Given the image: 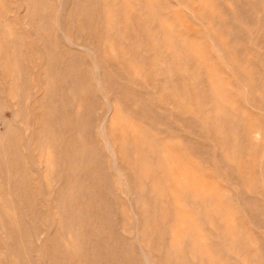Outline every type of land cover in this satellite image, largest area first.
Instances as JSON below:
<instances>
[{"label": "rangeland", "instance_id": "obj_1", "mask_svg": "<svg viewBox=\"0 0 264 264\" xmlns=\"http://www.w3.org/2000/svg\"><path fill=\"white\" fill-rule=\"evenodd\" d=\"M201 2L202 0H0V47L11 44L12 40H17L16 61L12 63L10 74L0 68V117L2 119L0 136L9 133L8 125L3 124L7 121L20 139L18 148L14 150L15 155L14 153L13 155L15 164L21 167L19 176H23L25 181L27 204L36 212L35 215L28 217L29 220H36L37 225L41 226L45 221L48 228L52 226L56 213L47 195L49 191L43 179L42 168L36 154L37 148L34 145L29 154V161L24 159L25 127L20 119H16V109L11 105L9 90L13 77H19V82L24 84L21 93L25 101L21 104L23 109L24 107L28 109L34 106L40 107V103L36 101L41 97V85L39 87L38 85L43 80L39 68L40 59L44 57L43 40L50 51L48 57L52 61L48 74H53L61 82V87L57 91L52 87L47 88L45 102H48L50 98L56 99L57 104L62 105V109L66 111L65 117L60 119L59 116L52 121L60 125L63 137L72 136L75 140L84 138L86 147L81 146L82 148L75 149L71 159L76 161L86 155L88 160L96 163L94 170L98 166H106L103 174L108 181L111 180L106 200L108 199L109 204L117 205L118 209L119 205L124 209L117 210L118 212L114 215H110L115 229L109 232L112 237H109L107 233V236H103L99 242L95 241L98 250H102L101 247L105 245L110 248L115 247V241L119 240L118 235L120 234L116 230L120 228V220L125 217L127 211H129L127 221L130 216H136V213H139L137 210L136 213L131 211V207L136 208L135 198L122 191L125 188V183H123L125 180L118 173V168L121 167L119 166L121 164L119 151H112L110 143L107 145L108 142L104 135H101L108 129L116 91L120 95H125L124 105L132 110L135 101L151 109L154 106L158 114L156 122H153L151 116L141 121L148 134L161 139L165 137L164 130H167L181 138L176 142V148L172 150V155L175 156L174 161L186 162L187 168L191 165L194 169L199 168L200 172H203L196 178L190 176L189 186L204 187L207 178L213 177L211 174L214 172L213 178L217 184L215 189L218 192L228 194L236 191L239 195L243 189V199L238 200L240 204H238V214L234 215L226 209L221 215H213L214 220L221 219L220 217L223 216L229 219L227 221L231 222V227L235 232H241L242 227H245L253 235H263L260 217L258 218L260 224L257 221L253 222L254 219L249 218L245 206L251 202H257L264 208V0H204L203 3ZM205 4L206 8L203 9L202 6ZM160 20L164 21L167 26H173L190 42L194 41L201 46L207 54V60L200 58L198 63L185 60L180 66L170 69L168 55L159 49L165 44L160 36L161 32L158 35L155 34ZM152 27H155L154 31ZM149 30L152 36H147ZM152 42H155V47ZM150 48L158 49L156 60L155 51L148 54L147 50ZM2 57L0 55V58ZM70 58L71 61L73 60L70 63L72 68H66L69 64L60 60ZM98 58H101L103 62H99ZM152 63H155L154 68ZM103 64L105 68L107 66L105 74ZM211 66L218 73L214 74V77L221 92L225 95V99H220L221 108L228 116L226 121L229 120V124L226 122L227 129L224 128L221 134H216L210 127L205 128V122L201 124L204 127V131L201 132L200 127H196L189 121L190 116L201 119L211 114L209 105L205 101L209 96V89L205 83L207 81L205 70L206 67ZM17 70H20L22 74H17ZM72 84L76 89L75 95L70 92ZM112 84L115 88L110 87ZM11 86L13 87L12 82ZM82 86H86L84 91L81 90ZM37 96L38 99H36ZM124 110L126 109L123 108L125 113ZM87 113L89 116H86ZM134 113L137 115V110ZM70 117L80 125L83 123L84 128L76 131L77 133L73 131L68 125ZM221 119H224V116ZM124 123L125 118L122 116L120 124ZM137 124L135 121L126 122L123 131L126 135H130L131 126ZM152 124L157 132L153 131ZM229 127L232 133L228 132ZM230 141H236V148L232 153L234 160L239 159L238 166L242 173L238 185L228 181L226 171L215 167L218 159H215L214 155L226 151L227 147L223 148L222 144L228 146ZM240 144H245L246 157L240 156L242 149ZM92 152L93 156L90 155ZM198 156L201 159H198ZM165 167L163 170L171 169L169 164L168 168ZM218 167L221 165L219 164ZM246 168L249 169V181H245L243 175V169ZM81 169L84 171L83 168ZM0 176L3 177V175ZM89 185L92 184L89 183ZM74 198L71 210L77 209L79 205L80 209L81 207L83 210L86 209L87 200L94 203L92 196L83 195ZM165 201L171 202V195L165 198ZM219 202L218 197V201L212 204L208 195H205L201 199L203 204L199 207L187 205L183 209L189 213L197 212L206 221L204 229L208 232L207 230L211 227L204 208L213 210ZM108 207L106 206L107 209ZM91 209L90 212L92 211L95 216L99 215L94 218L95 220L107 218L106 211L99 214L94 207ZM232 209L235 210L234 207ZM120 211L124 212L122 217ZM0 216H2L1 213ZM152 218L151 216L146 217L148 222L153 223ZM155 225V223L152 224L153 227ZM93 226L94 224L88 230L96 229V235L102 233L98 224L94 226V230L91 229ZM131 226L133 224L129 227L134 232L132 235L128 233L126 235L133 237V234L136 236L137 233ZM157 226L162 233L159 247L163 250L170 240L167 237L169 229L166 222L159 221ZM0 236L2 237L0 241L4 240L3 244L0 243V264H5L1 261V254L4 253H17L16 264H28L29 252H22L19 244L13 242L14 239L8 240L2 234ZM136 241V238L132 239L134 247L142 246L140 240ZM146 241L151 242V236ZM30 242L32 247H40L35 236L30 237ZM51 242V240L47 241L46 246L51 248ZM221 242L223 244L225 240ZM56 245H59L57 247L62 253L59 260L54 258L50 264H95L91 256L80 260L66 247H62V243ZM222 250L223 255L234 256L225 245L222 246ZM52 254L53 250H51ZM145 255L148 258L152 257L149 252ZM157 256L161 258L162 253H157ZM172 258L174 262L176 260L174 253ZM258 259L257 261L239 262L240 264H262L264 259L262 257ZM144 260L146 259L143 258ZM47 261L48 258H46ZM41 263L44 262L41 261ZM187 263L198 264L193 261H187Z\"/></svg>", "mask_w": 264, "mask_h": 264}, {"label": "bare ground", "instance_id": "obj_2", "mask_svg": "<svg viewBox=\"0 0 264 264\" xmlns=\"http://www.w3.org/2000/svg\"><path fill=\"white\" fill-rule=\"evenodd\" d=\"M203 1L204 0H202L201 3H203ZM202 8H206V4L202 6ZM157 26V32L155 34L158 35V33L161 32L160 36L165 43L163 47H159V49H162L164 53L168 55V65L170 69L175 66H180L185 60L196 61L197 63L200 61V58H203L205 61L207 60V54L202 47L194 41L190 42L186 36L181 35L173 26H167L162 20H160ZM152 28L154 31L155 27ZM174 32H176V34ZM174 35H176L175 38ZM147 36H152L150 30L147 32ZM16 45L17 40L15 39L14 41L12 40L11 44L0 47V55L3 56L0 58V68L8 72V74H10L12 63L16 61ZM152 45L155 47V42H152ZM157 50L158 49L154 50V48H150L147 52L148 54H152L155 51L156 60ZM162 50L160 51L162 52ZM96 51L98 50L96 49ZM49 52L46 43L42 40V53L44 57L42 56L43 59H40L39 68L43 80L41 84L38 85V87L41 85V97L38 99L37 96L36 98L38 99L36 103H40V107L34 106L31 109L24 107L23 109L21 104L25 101L21 93L24 89V84L21 81L19 82V77L17 76L13 77L11 81L13 87L10 82L9 93L12 100L11 105L16 109V119H20L25 127L24 159L29 161L32 145L37 148L36 154L38 163L42 168L43 179L46 181L47 190L49 191L47 195L56 213V218L53 220L52 226L47 228V223L45 221L43 226H41L40 224L37 225L36 220L32 221L28 219L29 216L35 215L36 212L30 209L27 204L28 196L26 195L27 189L25 181L23 176H19L21 167L15 164L14 150L18 148L20 139L15 134L16 132L12 130V127L10 128L11 124L9 125L7 121L3 122V124L8 125L9 133L6 135L4 133L0 136V175H3V177L0 176V179H3L0 180V213L2 214V216H0V234L5 236L8 240L14 239L13 242L19 244L22 252H29V255H27L28 264H42L41 261L44 262L43 264H50L54 258L59 260L62 252L58 249L59 245H56L57 243H62V247H66L80 260L91 256L95 264H188L187 261H193L198 264H240L239 261H257L260 257L264 259V233L263 235H253L252 232L245 227H242L241 232H235L231 227V222L227 221L229 220L228 218L222 216L220 217L221 219H213V215H221L226 209H229L234 215L238 214V200L239 198L243 199V189L241 188L242 191H240L239 195L236 191L229 192L228 194L227 192L223 194L218 192L215 189L217 188V184L213 178L214 172L211 174L213 177L210 176L207 178L204 187L189 186V177L194 176L196 178L203 172H200L199 168L194 169L191 165L187 168L186 162L183 163L180 160L174 161L175 156L172 155V150L176 148V142L181 140V138L174 136L167 130H164L165 137L161 139L148 134V132L144 130L145 125L141 121L151 116L153 122H156L158 114L154 106L151 109V107L142 106L139 102L135 101L133 102L134 105L132 110V108H128L127 105H124L123 100H126L125 95H120L117 91L115 92L116 98L111 112L109 108L110 116L108 129L101 135H104L108 142L107 145L110 143L109 146L113 148L112 151H119L121 159V164L119 166L121 167L118 168V173L121 177L123 176L125 180V182H123L125 183V188L122 187V191H125V193L135 198L136 208L133 209V207H131V211L136 213L137 210L139 213H136V216H130L127 221L129 214V211H127L128 213L125 217L120 220V228L116 230L118 233L120 232V234L118 235L119 240L115 241V247L110 248L105 245L101 247L102 250H98L99 248L96 247L95 241L99 242L103 236H107V233L115 229V226L112 224L113 220H110V215H114L115 212H118L117 210L124 209L121 205H119L120 208L118 209L117 205L109 204L107 202L108 199L106 200L109 189L108 185L111 181H108V178L103 174L104 170H106V166H98L97 169L94 170L93 168L96 167V163L91 162L90 159L88 160L86 155L81 156V158L76 161L71 159L72 154L75 153V149H80L82 148L81 146L86 147L84 138L81 137V139L77 138L75 140L72 136L63 137V131L60 125L52 121L59 116L61 117L60 119L65 117L66 111L62 109V105L57 104L56 99L50 98L48 102H45L48 92L47 88L52 87L57 91L61 87L60 80L53 74H48V70L51 69L52 63L48 57ZM98 59L99 62H103L101 58ZM60 61L69 64L66 65V68H72V64L70 63L73 60L71 61V58L61 59ZM177 62L179 63L178 65ZM152 64L154 68L155 63ZM104 66L105 64H103V73L105 74L107 66L106 68ZM17 74L22 73L20 70H17ZM205 74L207 75V81H205V83L209 89V96L205 101L209 105L208 108L211 114L208 117L205 115L204 118H201L202 120L190 116L189 121L196 127H200L199 129L201 132L204 131L202 122H205V128L210 127L216 134H221L223 129L225 128L226 130L229 124V120L226 121L228 116L223 113L220 103V99L224 98L225 95L221 92L222 90H220L216 83L214 74H218L217 71L212 66L206 67ZM110 87L115 88L113 84ZM85 88L86 86H82L81 90L84 91ZM193 91L195 90L193 89ZM70 92L73 95L76 93L73 84L71 85ZM42 94L44 96L43 98ZM51 104L54 106H50ZM123 108L126 109L124 110L125 113L123 112ZM135 110H137V115L134 113ZM86 116H89V113H87ZM122 116L125 118V125L126 122L135 121L138 123L137 125L131 126L130 135H126L123 131L125 127L124 124H120ZM222 116H224V119H221ZM0 121H2L1 117ZM74 121V118L70 117L68 122L69 127H71L73 131L76 132L84 128L83 123L80 125ZM98 122H100V120ZM226 122H228V124H226ZM151 127L154 132H157L153 124ZM178 130L180 131V129ZM228 132L232 133L230 127L228 128ZM8 134L10 135L9 137ZM91 141L94 142L92 138ZM235 142L236 141H230L228 146L222 144L223 148L227 147V150L214 155V158L218 159V164H215L216 169L221 168L226 171L228 173V181L238 185L242 173H240L241 169L238 166L239 159L236 161L233 158L232 151L236 148ZM240 147L242 148L240 156L243 155V157H246V150L244 149L245 144H240ZM90 155L93 156L94 153L92 152ZM198 159H201V157ZM168 164L171 166V169L163 170L165 166V168H168ZM219 164L221 167H218ZM81 168H83L84 171H82ZM243 170L245 181H249V169L246 168ZM217 179V181H219V178ZM89 183L93 186L89 185ZM207 184L209 185L208 187L205 186ZM83 195L85 197L92 196L94 198V203H92L91 200H87L86 209L83 210L82 207L80 209L79 205L77 209L71 210V204L75 199L74 197ZM169 195H171L172 201L166 202L165 198H168ZM205 195H208V199H210V203L212 204L218 201V197L220 199L219 205L213 210L204 208L207 218H210H208V221L211 228L207 230L208 232L204 229L206 221L202 219L197 212L189 213L183 209L187 205L199 207L203 204L201 203V199ZM110 200L112 199L110 198ZM106 206H109L108 209ZM92 207H94L99 214L100 212L106 211L107 218H104V220H102V218L95 220L94 218L99 215L95 216L92 211L90 212ZM232 207H234L235 210H233ZM245 209H247L249 218L251 220L254 219L253 222L257 221L258 224L262 222L261 231H264V208L261 204L251 202V204L249 203L245 206ZM123 213L124 212L120 211L121 217ZM137 214H139L138 217ZM46 216L49 217V215ZM147 216L153 217V223L148 222V219H146ZM259 217L261 222L258 220ZM159 221L166 222L167 228L169 229L167 237L170 240L163 250L159 247V241H162V233L158 230L157 226ZM95 223L98 224V228L102 232L101 234L96 235L95 231L97 230L93 229L96 225ZM154 223L156 224L155 227L152 226ZM31 224L33 225L32 228ZM93 224L94 226L91 229L94 231H89L88 228ZM131 224H133L131 227L135 229L137 233L136 236L133 234V237L126 235V233L132 235L134 232L131 231L129 227ZM49 231H52V233H49ZM109 235L110 233L108 236ZM31 236L37 238L40 247H32L30 242ZM149 236H151V242L146 241ZM109 237H112V235ZM135 238L137 241L140 240L142 246L134 247L132 239ZM49 240L52 241L51 248L46 246V242ZM224 240L225 242L223 244L232 251L234 256L223 255L222 246L224 245L221 241ZM3 242L0 241L2 244ZM135 245H137V243ZM51 250H53L52 255ZM146 252L151 253L152 257L148 258L145 255ZM157 253H162L161 258L157 256ZM173 253L176 256L174 262L172 261ZM17 256V253H4L3 255L1 254V261L5 262V264H16ZM46 258H48L47 262ZM143 258L147 260H144L146 263H144ZM262 264H264V261H262Z\"/></svg>", "mask_w": 264, "mask_h": 264}]
</instances>
